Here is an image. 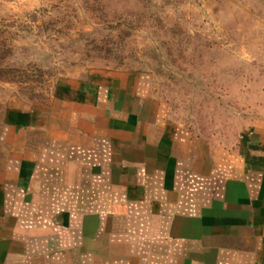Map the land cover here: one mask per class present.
<instances>
[{
    "label": "crops",
    "instance_id": "0c3cea01",
    "mask_svg": "<svg viewBox=\"0 0 264 264\" xmlns=\"http://www.w3.org/2000/svg\"><path fill=\"white\" fill-rule=\"evenodd\" d=\"M151 78L98 67L0 105V264H264V112L219 146Z\"/></svg>",
    "mask_w": 264,
    "mask_h": 264
},
{
    "label": "rangeland",
    "instance_id": "374dc122",
    "mask_svg": "<svg viewBox=\"0 0 264 264\" xmlns=\"http://www.w3.org/2000/svg\"><path fill=\"white\" fill-rule=\"evenodd\" d=\"M98 67L149 71L175 122L231 146L264 112V0H0V105Z\"/></svg>",
    "mask_w": 264,
    "mask_h": 264
}]
</instances>
